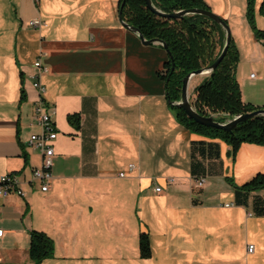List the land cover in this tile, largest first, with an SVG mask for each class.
<instances>
[{
	"label": "crops",
	"instance_id": "0c3cea01",
	"mask_svg": "<svg viewBox=\"0 0 264 264\" xmlns=\"http://www.w3.org/2000/svg\"><path fill=\"white\" fill-rule=\"evenodd\" d=\"M203 1L230 27L243 101L264 109V38L256 32L264 33V0L253 3L255 29L248 0ZM119 3L0 0V178L14 174L24 192L0 197V264H33L32 231L54 242V257L41 264H264V217L252 215L251 199L236 206L226 181L242 186L264 174V147L243 144L233 159L218 142L219 159L192 158L200 138L178 122L157 76L167 53L124 26ZM39 60L58 132L48 192L31 183L42 161L29 144L41 133ZM252 195L264 198V190ZM142 234L149 259L140 257Z\"/></svg>",
	"mask_w": 264,
	"mask_h": 264
},
{
	"label": "trees",
	"instance_id": "16d2710c",
	"mask_svg": "<svg viewBox=\"0 0 264 264\" xmlns=\"http://www.w3.org/2000/svg\"><path fill=\"white\" fill-rule=\"evenodd\" d=\"M124 1L125 5L122 8ZM152 2L155 8L165 14L193 9L211 11L203 0H152ZM253 3L254 0H248V20L255 29ZM119 12L122 22L139 29L146 40H159L167 45L172 60L164 49L167 59L162 69L157 72V76L164 84L166 98L178 122L200 138L194 142L192 158L199 155L204 159H219L218 142L231 148L230 155L233 159L243 144L264 147V117L241 122L231 132H227L202 126L190 120L183 110L172 105L181 100L183 79L190 73L211 67L220 56L225 44V31L219 25L202 15H190L180 19L160 18L146 7L145 0H120ZM256 32L260 38H264V33ZM238 62L239 55L232 40L223 61L212 75L204 77L194 90L192 103L197 113L206 117L214 116L217 121L226 122L261 109L245 103L242 99V91L236 78ZM21 100H25L23 91ZM68 120L73 126L79 127L78 116H69ZM226 181L234 191L236 206L248 208L251 199L252 215L264 217V198L252 195L264 190V174H258L242 186L236 185L231 178H227ZM30 238L29 256L33 264H41L54 257V242L49 236L43 232L32 231ZM139 252L142 259L152 257L150 240L146 234L140 236Z\"/></svg>",
	"mask_w": 264,
	"mask_h": 264
},
{
	"label": "built area",
	"instance_id": "2783aa9c",
	"mask_svg": "<svg viewBox=\"0 0 264 264\" xmlns=\"http://www.w3.org/2000/svg\"><path fill=\"white\" fill-rule=\"evenodd\" d=\"M30 26L40 28L42 23L40 21H33L30 22ZM34 66L37 68L38 73L33 76V86L39 94V99L35 104L34 119L41 129V133L32 135L29 144L40 150L42 154V161L40 168H37L33 171L31 183L39 182L41 185V190L43 192H48L53 181L52 169L55 158V149L53 144L57 139L58 132L55 129V123L53 119L55 115V109L48 105L43 98L46 94V88L41 83L40 76L46 73L47 70L42 67L40 60L37 61ZM251 77L254 78V75ZM229 121L230 120H227L226 122ZM129 169L133 170L134 165H130ZM119 176L124 178L125 173H121ZM196 184L197 188H203L205 179L196 181ZM161 190V187H157L155 192L160 193ZM11 195L24 196V192L18 187V182L15 176L5 175L0 179V197L7 198ZM229 206L230 205H227V207ZM3 236L4 231L0 229V238H3ZM253 251L254 246L250 245L248 247V253H252Z\"/></svg>",
	"mask_w": 264,
	"mask_h": 264
},
{
	"label": "water",
	"instance_id": "95a60500",
	"mask_svg": "<svg viewBox=\"0 0 264 264\" xmlns=\"http://www.w3.org/2000/svg\"><path fill=\"white\" fill-rule=\"evenodd\" d=\"M146 3V7L156 16L160 17V18H164V19H180V18H184L186 16H190V15H202L205 16L207 18H209L210 20L214 21L217 25H219L224 31H225V44L223 47V50L220 54V56L217 58V60L214 62V64L207 68V69H201L199 71L193 72L188 74L182 81V90H181V100L177 103H172L173 106L178 107L179 109L183 110L186 114V116L202 125L205 127H210V128H215V129H219V130H224L227 132H231L239 123L247 121L249 119L255 118V117H264V109H260L256 112H253L251 114H245V115H241V116H237L235 118H233L232 120H230L229 122H219L216 120V118L214 116H202L199 113H197V111L194 108L193 103L190 101L191 95L189 93V86L190 83L192 81V79H194L195 77H201V76H211L212 73L216 70V68L219 66V64L223 61V59L225 58V56L227 55L229 46L231 44L232 41V36H231V30L230 27L228 26L227 22L218 17L216 14H214L211 11H206V10H200V9H193V10H188V11H180L177 13H172V14H165L163 12H161L160 10H158L157 8L154 7L152 0H145ZM125 5V1L122 4V8ZM124 26L130 30L131 32H133L134 34H136L139 39L141 40L142 44L145 46H153L154 44H160L169 54L171 60V54L168 51V47L165 43L159 41V40H146L143 36V34L141 33V31L137 28L131 27L128 24L124 23ZM174 63H173V68L172 71H174Z\"/></svg>",
	"mask_w": 264,
	"mask_h": 264
},
{
	"label": "rangeland",
	"instance_id": "374dc122",
	"mask_svg": "<svg viewBox=\"0 0 264 264\" xmlns=\"http://www.w3.org/2000/svg\"><path fill=\"white\" fill-rule=\"evenodd\" d=\"M194 80L198 81L199 84H200L203 81V78L198 76ZM193 100H194V97H193V95H191L190 101L192 102Z\"/></svg>",
	"mask_w": 264,
	"mask_h": 264
},
{
	"label": "bare ground",
	"instance_id": "6f19581e",
	"mask_svg": "<svg viewBox=\"0 0 264 264\" xmlns=\"http://www.w3.org/2000/svg\"><path fill=\"white\" fill-rule=\"evenodd\" d=\"M193 80V79H192ZM56 129V128H55ZM57 131V130H56ZM1 179V178H0ZM200 180V179H199ZM198 181V180H197ZM23 191V190H22ZM18 196V195H17ZM21 197H23V196H21ZM2 198V197H1Z\"/></svg>",
	"mask_w": 264,
	"mask_h": 264
}]
</instances>
